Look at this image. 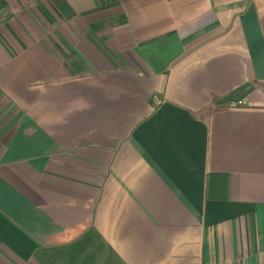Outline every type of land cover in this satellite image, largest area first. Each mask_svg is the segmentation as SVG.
I'll return each mask as SVG.
<instances>
[{"label":"crops","instance_id":"1","mask_svg":"<svg viewBox=\"0 0 264 264\" xmlns=\"http://www.w3.org/2000/svg\"><path fill=\"white\" fill-rule=\"evenodd\" d=\"M0 264H264V0H0Z\"/></svg>","mask_w":264,"mask_h":264},{"label":"water","instance_id":"2","mask_svg":"<svg viewBox=\"0 0 264 264\" xmlns=\"http://www.w3.org/2000/svg\"><path fill=\"white\" fill-rule=\"evenodd\" d=\"M253 90V86L245 84L239 89L217 99L214 104L216 106H226L233 103H240Z\"/></svg>","mask_w":264,"mask_h":264},{"label":"trees","instance_id":"3","mask_svg":"<svg viewBox=\"0 0 264 264\" xmlns=\"http://www.w3.org/2000/svg\"><path fill=\"white\" fill-rule=\"evenodd\" d=\"M239 89V88H238ZM237 90V89H236ZM235 91V90H234ZM241 103V102H240ZM240 103H233V104H229L227 106H231V105H240Z\"/></svg>","mask_w":264,"mask_h":264},{"label":"built area","instance_id":"4","mask_svg":"<svg viewBox=\"0 0 264 264\" xmlns=\"http://www.w3.org/2000/svg\"><path fill=\"white\" fill-rule=\"evenodd\" d=\"M155 99V98H154Z\"/></svg>","mask_w":264,"mask_h":264}]
</instances>
